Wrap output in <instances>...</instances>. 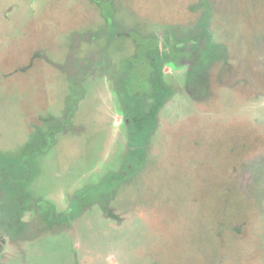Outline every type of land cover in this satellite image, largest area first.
<instances>
[{
  "label": "rangeland",
  "instance_id": "374dc122",
  "mask_svg": "<svg viewBox=\"0 0 264 264\" xmlns=\"http://www.w3.org/2000/svg\"><path fill=\"white\" fill-rule=\"evenodd\" d=\"M166 34L192 57L163 64L143 160L50 227L37 204L63 211L123 169L115 86L135 42ZM16 164L0 264H264V0H0V165Z\"/></svg>",
  "mask_w": 264,
  "mask_h": 264
},
{
  "label": "trees",
  "instance_id": "16d2710c",
  "mask_svg": "<svg viewBox=\"0 0 264 264\" xmlns=\"http://www.w3.org/2000/svg\"><path fill=\"white\" fill-rule=\"evenodd\" d=\"M200 26L201 32L199 33L200 37H202L206 33V22L204 23L203 21ZM110 33L109 35L112 36L113 32ZM197 37V35L193 37L195 40L193 45L195 46L199 43L196 40ZM142 38V41L135 42V53L129 57V63L123 64L125 76L115 86V93L121 103L120 111L123 117V124L126 127V163L121 171L105 174L97 182L83 185L75 192L74 197L71 198L67 208L63 211L56 212L53 205L49 204L48 201H41L40 203L43 205L37 204L39 218L51 225L50 227L66 225L72 221L85 207L98 199L100 200L103 193L112 191L130 171L138 167L144 158L147 141L156 127L157 113L171 94L169 87L163 80V64L171 63L170 61L177 62L184 54L183 47L180 45L186 44L189 38L184 37L173 40V44H170V39L167 35L163 48L159 47L160 39L157 36ZM167 45L170 51L165 50L164 47ZM212 48L215 50L213 46ZM205 52L208 53V50H205ZM199 60L204 62L201 57H199ZM195 72L194 67H192L190 72L188 71L187 78L189 81L196 77ZM18 166L22 165H0V192L6 193L12 187L17 189V182L20 179L15 176H7V174H12V170L16 171ZM22 181L20 180V182ZM86 200L87 202L90 200L87 205L85 203ZM101 206L106 207V204L102 203ZM109 212L104 211L107 215H110ZM21 226L18 229H21Z\"/></svg>",
  "mask_w": 264,
  "mask_h": 264
},
{
  "label": "flooded vegetation",
  "instance_id": "af4514ba",
  "mask_svg": "<svg viewBox=\"0 0 264 264\" xmlns=\"http://www.w3.org/2000/svg\"><path fill=\"white\" fill-rule=\"evenodd\" d=\"M197 39L196 40H198V42H200V39H201V35H200V33L198 32V34H197ZM165 40V39H164ZM161 41V40H160ZM192 41H194L195 42V40H192ZM164 45V43H166L165 41H161V42H159L158 43V45H159V47L160 48H163V46H162V44ZM165 48V50L166 51H170V48H168V45L166 46V47H164ZM191 49H193V48H191ZM190 49L188 48L186 51H185V53L183 54V56H186V53H189V57H192L191 55H190ZM175 63H178V62H174V63H168V64H166V65H168V66H170V67H172L173 66V64H175ZM192 64V63H191ZM191 67V66H190ZM192 68H189L188 70H187V74H188V71L190 72V70H191ZM164 72V71H163ZM187 74H186V78H187ZM187 82H190L189 80H188V78H187ZM122 115V114H121ZM122 121H123V117H122Z\"/></svg>",
  "mask_w": 264,
  "mask_h": 264
}]
</instances>
